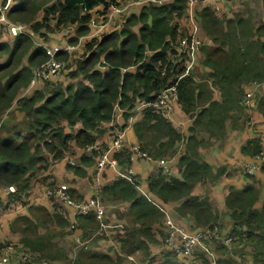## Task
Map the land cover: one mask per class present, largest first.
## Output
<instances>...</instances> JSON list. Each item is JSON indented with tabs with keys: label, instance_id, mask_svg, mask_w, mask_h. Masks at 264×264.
I'll return each mask as SVG.
<instances>
[{
	"label": "trees",
	"instance_id": "1",
	"mask_svg": "<svg viewBox=\"0 0 264 264\" xmlns=\"http://www.w3.org/2000/svg\"><path fill=\"white\" fill-rule=\"evenodd\" d=\"M120 4L118 0H19L9 10L8 19L26 28L13 40L0 43V61L3 60L0 62V128H3L2 116L13 106L19 91L30 86L33 69L49 60L46 50L36 45V41L46 40L60 28L71 26H79L78 37L86 35L95 16L100 18L111 5ZM100 6L102 9L98 11ZM187 8V0H165L161 5L143 6L126 18L120 31L87 43L84 60L69 72L74 79L69 84L64 86L56 82L54 87L50 80L44 89L18 99L17 112L24 113L25 128L11 126L8 136L0 134V192L6 186H14L16 191L11 193V200L21 199L31 189L36 174L49 163V158L61 161L72 156L75 147L88 151L96 146L109 129L105 124L113 119L117 103L127 111L148 103L170 84L171 79L184 73L175 63V56L180 52L178 20L184 17ZM199 17L205 39L212 44L203 47V67L198 70L199 74L207 71L208 75L202 80L194 74L186 75L178 86L179 104L192 120L189 135L184 136L164 116L150 108H145L144 117L135 127L141 150L157 160L175 152L178 142L185 143L179 159L182 179L160 172L151 177L149 186L156 197L179 204L178 215L190 217L192 229L212 228L219 222V214L210 200L193 195L195 185L222 174V169L214 174V167L200 160L199 150L204 144L200 134L223 138L230 121L231 126L237 128L240 120H249L245 87L264 83V21L256 25L252 17L242 14L220 17L211 8H203ZM169 37H173V44L168 41ZM58 58L71 63L68 55ZM103 59L108 64L105 71L99 68ZM124 69H127L125 73ZM215 91L220 94L219 100ZM257 107L264 115V96L258 100ZM10 119L11 113L6 121ZM67 125L70 129L81 125V129L70 133ZM104 151L95 150L82 162L96 165ZM242 151L254 157L264 155V145L253 139ZM116 156L123 169L131 163L126 151ZM75 171L84 174L80 168ZM102 194L106 198L119 196L130 203V215L142 229V239L138 240L136 249L147 250L149 243L157 242L154 224H162L164 213L140 197L133 182L122 177L105 187ZM259 195L260 189L255 183L241 190L231 189L226 206L234 223L233 234H230L234 237L233 245L243 246V249L249 247L253 261L264 263V204L256 207ZM0 203L2 212L1 199ZM29 210L33 217L40 214L46 227L49 220L65 223L62 210H56L53 215L43 207L33 206ZM31 218V215L23 216L14 221V226L26 225L22 246L32 251H48V237L39 234L36 225L39 218L37 223ZM81 219L87 222L86 234L99 227L94 215L78 216L74 226L80 227ZM3 244H0V251L11 242ZM93 259L110 261L106 255L93 256ZM169 264L180 263L172 260Z\"/></svg>",
	"mask_w": 264,
	"mask_h": 264
},
{
	"label": "crops",
	"instance_id": "2",
	"mask_svg": "<svg viewBox=\"0 0 264 264\" xmlns=\"http://www.w3.org/2000/svg\"><path fill=\"white\" fill-rule=\"evenodd\" d=\"M3 6L7 7L6 12L13 9L19 0H1ZM122 2V0H118ZM242 0H211L214 5L219 7L213 9L217 15L220 17H226L231 8L233 9L235 5ZM264 2V0H261ZM102 7H98L97 10L100 11ZM112 8L105 12L104 16L97 18L95 16L91 23L89 24V32L86 35L78 37L79 26H71L66 28H60L59 31H55L48 35L44 41H36V45L42 47L44 50L47 48H52L56 50V58L58 56L68 55L70 56L71 63L70 68L66 69L65 72L74 70L79 62L84 60V55L86 52V45L94 38H102L105 34H110L113 31H120L124 25L126 18L133 12L137 11L135 8L122 13H117L111 20L109 14ZM202 9H198L195 12L196 22L198 24V29L195 26L194 16L186 11V14L181 20H178V32L179 33H196L198 36L205 38L206 34L201 29L199 12ZM6 13V14H7ZM231 18V17H227ZM103 26L95 27L93 23H104ZM26 28V26H25ZM25 30V29H24ZM1 32H4L3 34ZM21 33L10 34L5 32L0 27V43L3 41H11ZM78 37V39H77ZM72 40H75L72 42ZM2 47L0 46V50ZM204 58V57H203ZM62 60V59H59ZM0 62H3L1 60ZM203 67L202 63L195 69L193 73L197 79L202 80L208 75L207 71H203V74L198 73V70ZM67 74L63 75L62 78H53L52 83L59 82L64 86L69 84L71 77L69 76V81L66 82ZM76 81V80H75ZM39 86L31 85L21 89L18 93L17 100L23 97H28L33 94L35 90H38ZM247 93L251 92L253 94L251 107L247 109V114L250 115L249 120H240L237 128H233L228 124L225 136L223 138L208 137L206 133H201L200 138L204 137V144L199 150L200 160L207 161L214 167V174L217 170L222 169V174L209 180L206 183L197 184L193 188V195L196 197L208 198L212 204L215 212L219 214V225L222 228L221 231L225 232L223 236H229L233 234L234 223L230 217V211L226 206V197L228 196L231 189H243L246 185L250 183H255L260 189L259 200L256 203L257 208H261L264 204V162H259L254 156L243 154L242 149L248 144L250 140L258 139L264 145V115L258 111L257 102L264 96V83L262 84H250L245 87ZM245 92V94H247ZM21 95V96H20ZM245 96V95H244ZM216 99H220V94L215 91ZM17 100L14 102L13 106L7 111L17 112ZM16 106V108H15ZM145 104H138L134 109L127 111L128 115L125 117V123L123 126L124 137L122 147L120 152L112 147L115 134L114 130L110 127L109 123L105 124L108 131L105 133L104 137L98 142L101 149H105L109 158L111 160L115 159L117 161V154L121 152H128L130 155L131 163L124 169L118 163L112 166H107L102 171L97 169L96 165L85 164L82 162L84 157H91L92 154H88V151L80 147H75L72 156H67L64 160L53 161L49 158V163L44 165L42 178L36 174V178L33 179L31 183V189L27 192V195L21 197L19 200H11V194L6 195L0 192V199L3 203L4 210L0 212V233L3 242H11L14 247L15 252L11 253V262L13 264L21 263L20 256L28 255L31 261L35 264H98L99 260L93 259V256L106 255L110 258L108 262H101V264H136L129 261L126 255L134 253L137 247V242L142 239V229L135 223L133 217L130 215V203L124 201L119 196L114 197H104L102 191L105 187L112 186L118 179L124 177L136 185V189L140 197L146 198L155 207L159 208L160 211L164 213L162 224H154V233L157 242L149 243L147 250L145 248L141 249V259L144 256L150 257L149 264H169L170 261L174 260L180 264H264L262 262L255 263L252 258V252L249 247L243 249V246L224 245L220 243L216 250L212 249L208 252L203 249H196L193 257L187 259L183 256H178L172 253L170 247L167 246V252L161 253L162 244L166 238V232L164 225L168 218H174V222H182L184 226L187 225L192 230L193 221L188 216H179L177 213L178 205L166 202L150 192L149 181L152 176L157 174V165L155 162H150L139 156L135 152L134 148H141V142L136 133V125L144 117ZM176 118L182 122V126L178 127L179 131L184 135H189V128L192 124V120L189 115L184 113L180 104L175 107ZM6 112V113H7ZM23 113V112H21ZM9 116V115H8ZM24 116V113H23ZM67 131L70 133H76L81 129V125H77L73 129L66 126ZM185 143L181 145L178 142L176 146V151L168 155L166 159L167 166L170 168V176L182 179L181 167H180V156L184 152ZM142 149V148H141ZM104 151V152H105ZM100 160V158H99ZM98 160V162H99ZM70 161H73L71 163ZM249 164V165H248ZM257 166L255 174L250 176L246 174V170L250 166ZM80 168L83 170L84 174H78L75 168ZM132 169V177L130 180L125 176L126 170ZM66 184L69 188L70 195L76 201H87L89 199L98 198L101 203L106 208L105 212V223L110 225V228L102 229L100 227V222H98L99 227H97L91 234H86L84 231V226L87 222L81 219L80 227L74 226L75 219L73 217L74 208L67 205H61L56 201L55 194L51 193L52 189L57 185ZM103 201V202H102ZM1 205V203H0ZM57 205L58 209L55 208ZM43 207L50 215L56 213V210H62L64 216V224H58L49 220L48 227L45 226L44 220L41 215L37 216L30 213V207ZM32 218L38 226L39 234L47 236V243L49 245V250L44 251H32L30 248H24L22 246V239L24 238V230L26 228L25 224L14 226V221L18 217L29 216ZM93 215V214H91ZM86 215V216H91ZM95 216V215H94ZM162 220V221H163ZM80 221V220H79ZM82 224V226H81ZM89 231V229H86ZM34 237V233H30ZM165 243V242H164ZM222 247H225L222 248ZM218 250V252H217ZM5 251L9 252V247H6ZM169 251V252H168ZM216 251V252H215ZM123 253V254H121ZM44 255H49L45 257ZM54 255L57 257H51ZM61 255V256H60ZM216 255V257H214ZM121 256L123 258H121ZM206 257L207 260L204 259ZM212 258H214L212 260ZM118 259L122 261L119 262ZM126 259V260H125ZM139 259V260H141ZM94 261V262H93ZM202 261V262H201ZM203 261H207L203 263ZM97 262V263H95ZM214 262V263H213Z\"/></svg>",
	"mask_w": 264,
	"mask_h": 264
},
{
	"label": "built area",
	"instance_id": "3",
	"mask_svg": "<svg viewBox=\"0 0 264 264\" xmlns=\"http://www.w3.org/2000/svg\"><path fill=\"white\" fill-rule=\"evenodd\" d=\"M165 2V0H131L126 8H121L117 5H111L110 14L108 15L109 18L106 22L111 20L117 13H122L127 9L135 8L137 12H139L143 6L153 3L155 5H161ZM188 8L187 11L191 13L195 17V12L198 9L203 8H216L219 10L217 5H214L211 0H187ZM109 8V10H110ZM7 7L3 6L2 1L0 0V27L5 32L10 34H17L22 33L25 29L23 24H14L12 23L7 17ZM107 13V12H106ZM104 23H93L95 27L103 26ZM195 26L198 29V24L195 20ZM178 43H179V53L175 56L176 60L175 63L178 64V67L184 71V73L177 74L173 79H171L170 84L162 89L156 97L151 100L150 102H145L144 108H150L154 111L158 112L162 116H164L168 121H170L174 126L177 128L182 126V122L176 118V110L175 107L179 104V93H178V86L181 82V79L186 75L193 74L196 68L202 63L204 54H203V47L209 46L212 43L210 40L205 39L203 37L198 36L195 32L194 33H179L178 34ZM168 41L173 44V37H169ZM46 52L49 55V60L45 63H41L40 65L36 66L33 69V77L31 80V85L39 86V83L48 82L52 80L54 77H59L62 72L66 69L68 63L64 60H59L56 58V50L52 48L46 47ZM108 64L106 60L99 64V68L103 71L106 70ZM135 67L133 66L132 69ZM127 69H124V73ZM166 70H164L165 73ZM247 93V92H246ZM253 94L251 92L245 94L244 100L245 104L248 107H251ZM127 113L126 109H123L119 103L115 105V112L113 115V119L109 122L110 127L114 130L115 138L112 147L115 148L117 151H121L120 148L122 147L123 137H124V130L123 126L125 123V115ZM100 145H96L93 148L88 150V154H92L93 151L100 150ZM135 152L139 154V156L143 157L147 161L155 162L157 165V172H163L165 174L170 173V168L167 166L166 159H154L148 152L141 150L139 147L134 148ZM255 159L259 160V162H264V155L261 154L256 156ZM73 163V161H70ZM117 161L115 159L111 160L105 151L100 160L97 164V169L102 171L107 166L115 165ZM257 166H250L246 170V174L253 176ZM132 169L130 168L125 176L130 180L132 177ZM16 189L14 186H6L2 189V192L6 195H10L11 193L15 192ZM53 194L56 196V201H58L61 205H67L74 208L73 210V217L75 221L77 220L78 216H86V215H95L96 219L100 222V227L102 229L110 228V225L105 223V212L106 208L101 203L100 199L94 198L89 199L87 201H76L69 193L68 185L61 184L56 186L52 189ZM165 229V228H164ZM165 244L170 247L174 254L178 256H183L187 259H191L196 251V249H203L204 251L208 252L211 250L210 243L219 242L224 245L232 244L234 237L223 236L219 233L217 226L215 225L212 228H194L192 230L187 229L185 226L180 225L178 222L170 224L169 221L167 223V230ZM9 247L10 251H4L3 255L1 254L0 257V264H13L11 262L12 256L10 257L11 253L15 252V249L12 245L7 246ZM6 249V248H5ZM141 251L136 250L134 253L126 255L127 259L136 264H149L148 260L140 259ZM21 263L16 264H35L31 261V258L28 255L20 256ZM46 264V263H44Z\"/></svg>",
	"mask_w": 264,
	"mask_h": 264
},
{
	"label": "rangeland",
	"instance_id": "4",
	"mask_svg": "<svg viewBox=\"0 0 264 264\" xmlns=\"http://www.w3.org/2000/svg\"><path fill=\"white\" fill-rule=\"evenodd\" d=\"M131 2V0H122V2H121V4H120V7L121 8H126L127 6H128V4ZM130 9H133V8H130ZM130 9H127V10H125V11H128V10H130ZM236 14H242L243 16H250V17H252L253 18V21H254V23L257 25V24H259L260 22H263L264 21V2L263 1H261V0H242V1H239L236 5H235V7L232 9L231 8V10H230V12H229V14L226 16V17H234ZM39 41H41V40H39ZM44 42V41H43ZM69 65V64H68ZM67 65V67H66V69H68L69 67H70V65L68 66ZM66 69H65V71H66ZM65 71H63L62 72V74L58 77V79H60V78H62L63 77V75H65V74H67V76H66V82L67 81H69V71H67V72H65ZM200 74H203V73H200ZM80 81V79H77V82H79ZM50 82H52V81H50ZM46 83H48L47 81L46 82H42V83H39V85H40V87L39 88H37L38 90L40 89V90H42V89H44V86H45V84ZM21 96V95H20ZM15 108H16V106H15ZM11 113V119H10V121L8 122V121H6L7 119H8V115ZM23 113H19V112H15V111H9V112H7V113H5L3 116H2V120H3V128H0V134H2V135H4V136H8L9 134H10V132H9V127H11V126H14V128H22V127H24L25 128V125H24V121H23ZM3 131V132H2ZM158 173V172H157ZM170 174V173H169ZM38 176L40 177V178H42V176H43V173H38ZM60 185V184H59ZM58 186V185H57ZM168 221H169V223L170 224H173L174 225V223H176V222H174V218H168V220L166 221V223H165V225H164V228H165V230H167V223H168ZM163 222H164V220H163ZM179 224L180 225H182V226H184L183 224H182V222H179ZM216 226H217V228H218V231H219V233L220 234H224L225 232H222L221 231V227H220V225H219V223H217L216 224ZM186 227V226H185ZM187 229H189L190 230V227L187 225V227H186ZM216 241V240H215ZM212 242V243H210V246H211V249H212V251L213 250H216L217 249V247H218V245H220V243L218 242ZM5 242H6V240H5ZM0 244H2V245H4L3 244V239L1 238V233H0ZM167 245L163 242V244H162V248H161V253H165V252H167ZM172 250V249H171ZM5 251V248L4 249H2L1 251H0V257H1V254L3 255L4 252ZM169 252V251H168ZM216 252V251H215ZM172 253H174V251L172 250ZM121 254H123V253H121ZM143 256H141V258H142ZM214 257H216V255H214ZM121 258H123L122 256H121ZM140 258V259H141ZM144 259L145 260H148L149 262H150V257L148 256V257H146V256H144ZM214 258H212V260H213ZM126 260V259H125ZM202 262V261H201ZM95 263H97V262H95ZM214 263V262H213ZM91 264H94V263H91ZM98 264H101V263H99V261H98Z\"/></svg>",
	"mask_w": 264,
	"mask_h": 264
},
{
	"label": "bare ground",
	"instance_id": "5",
	"mask_svg": "<svg viewBox=\"0 0 264 264\" xmlns=\"http://www.w3.org/2000/svg\"><path fill=\"white\" fill-rule=\"evenodd\" d=\"M249 165V164H248Z\"/></svg>",
	"mask_w": 264,
	"mask_h": 264
}]
</instances>
